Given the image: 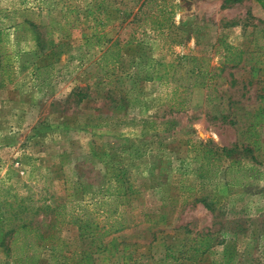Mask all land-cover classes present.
<instances>
[{
    "label": "rangeland",
    "instance_id": "374dc122",
    "mask_svg": "<svg viewBox=\"0 0 264 264\" xmlns=\"http://www.w3.org/2000/svg\"><path fill=\"white\" fill-rule=\"evenodd\" d=\"M0 25V184L17 195L0 209L68 194L111 226L93 239L28 212L52 239L35 264L52 248L60 264H264V0H0ZM197 63L205 85L185 88ZM0 264L18 263L0 248Z\"/></svg>",
    "mask_w": 264,
    "mask_h": 264
},
{
    "label": "trees",
    "instance_id": "16d2710c",
    "mask_svg": "<svg viewBox=\"0 0 264 264\" xmlns=\"http://www.w3.org/2000/svg\"><path fill=\"white\" fill-rule=\"evenodd\" d=\"M165 13V11H163ZM172 13L170 10L169 14ZM20 22H14V26H18ZM27 25L34 29L33 23L28 20ZM158 26L161 27L162 23L158 22ZM164 26V25H163ZM29 29V28H28ZM35 47L38 49L43 48L44 40L39 35V31L34 29L31 36ZM125 42H130L126 40ZM111 47H115L114 55L112 56V63L117 61L118 57V46H116V40L112 41ZM8 54V38L5 28L0 25V83L11 82L12 80V66L9 63L3 61V58ZM180 59L197 60L194 56L181 55ZM204 60V59H201ZM205 66L198 65L196 69L189 68L186 73L192 75V82L187 84L185 88L190 87H202L204 86V76L208 73ZM195 71V72H194ZM82 97H78L77 100H81ZM260 103L254 111L252 126L260 124L264 121V94L259 95ZM228 151V150H226ZM111 177H114L116 187L113 189L114 194L121 195L125 193V187L123 186V178L117 173H112ZM231 184H239L235 181ZM2 195H9L11 187L0 184V192ZM14 199L17 197L13 193V188L10 193ZM79 201L71 199L68 194L64 196H57L53 201L44 203L41 205H32V198L30 194L20 195L17 200V206L11 210H6L3 206L0 209V248L4 254L11 257L18 264H35L39 258L40 253L44 247L51 242V237L45 235L37 227L32 226L25 220L26 214L35 211H46L51 217L54 224H66L74 226L78 234L90 236L93 239H99L108 233L109 227L105 224L104 220L102 223V216L100 217L96 212L91 210H85L80 207ZM6 213H8L7 216ZM197 246L201 249L207 247V237H201L196 240ZM48 256L56 263L60 264L63 262V256L55 254L56 248L50 250ZM54 251V252H52Z\"/></svg>",
    "mask_w": 264,
    "mask_h": 264
}]
</instances>
